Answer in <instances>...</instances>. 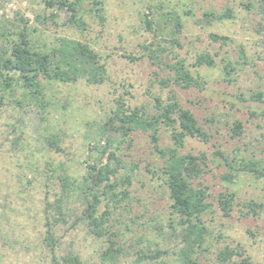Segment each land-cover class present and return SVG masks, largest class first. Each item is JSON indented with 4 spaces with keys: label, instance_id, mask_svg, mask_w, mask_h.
<instances>
[{
    "label": "rangeland",
    "instance_id": "rangeland-1",
    "mask_svg": "<svg viewBox=\"0 0 264 264\" xmlns=\"http://www.w3.org/2000/svg\"><path fill=\"white\" fill-rule=\"evenodd\" d=\"M102 2L103 21L85 13L87 28L79 30L67 24L70 13L65 8H49L44 0H0V52L28 26L37 47L47 51L63 37L86 42L106 68V80L95 85L83 79L62 83L41 77L48 102L45 109L34 102L24 107L7 104L0 109V264H56L55 259L63 264L62 258L69 252L77 254L84 264H179L188 255L201 264H218L215 253L224 246L242 252L235 260L247 257L250 264H264V180L248 174L232 178V182L225 180L228 168L215 154L220 150L230 158L244 156L261 159L264 164V104L248 100L252 93H264V0ZM226 9L231 10L232 18L218 21L204 16V12L220 14ZM171 10L182 24L174 35L164 15ZM50 13L55 17H48L44 25L35 20L36 15ZM146 19L153 21L152 30ZM209 34L226 36L229 42H214ZM150 44L157 51L158 63L148 55L142 57L143 47ZM200 53L212 56L215 66H192ZM178 60H183L193 75H199L202 90L159 84L158 80L173 74L167 65ZM227 61L232 66L230 82L222 70ZM171 92L210 135L208 142L186 137L178 149L182 154L206 156L202 174L194 182L206 190L205 202L211 204L200 216L208 229L206 250L193 253L180 242L177 217L171 214L164 177L158 173L163 158L152 149L150 132L135 131L117 148H110L124 163L135 162L137 168L127 186V199L109 209L107 228L120 253L112 262L103 261L108 237L97 239L88 233L80 220L83 205L79 200L72 199L66 205L63 219L52 210L46 212V202L59 198L60 192L59 182L45 173L46 162L62 166L60 173L80 179L86 172L85 162L94 163L105 146L102 135L109 133L110 127L104 124L117 100L126 111L139 107L155 114L154 98L166 103ZM14 99H19L18 93ZM249 107L256 115H250ZM234 122L243 124L240 137L231 136ZM13 124L24 132L16 143L14 139L22 132H11ZM102 127L106 128L103 134ZM50 134L58 137L60 152L44 146L42 138ZM158 137L160 148L171 146L164 127H160ZM123 172L120 169L117 178ZM220 193L235 195L229 217L219 208ZM250 200L259 205L256 212L242 205ZM104 208L102 204L99 211ZM47 222L53 226V249L46 241ZM156 251L167 253L156 260L137 262L141 253Z\"/></svg>",
    "mask_w": 264,
    "mask_h": 264
},
{
    "label": "trees",
    "instance_id": "trees-1",
    "mask_svg": "<svg viewBox=\"0 0 264 264\" xmlns=\"http://www.w3.org/2000/svg\"><path fill=\"white\" fill-rule=\"evenodd\" d=\"M49 8L58 7V9H66L70 16L67 24L76 26L79 30L87 28L83 15L89 13L94 17L103 21V2L102 0H44ZM86 3L85 7L82 6ZM165 17L170 23V31L172 34L180 32L182 27L180 17L175 11L165 12ZM204 16L222 21L223 19L232 18L231 10L226 9L220 14L204 12ZM51 20L55 17L50 13L48 16L36 15L35 20L44 25L47 18ZM26 23V22H25ZM147 27L152 30V20H145ZM25 26L21 32H18L19 38L10 41L0 52V109L7 104L24 107L31 102L37 104L41 109H45L48 105L44 86L40 78L47 81H57L62 83H73L79 79H83L87 84H100L106 80V68L101 63L100 55L91 48V46L82 41L69 38H59L58 43L49 50L37 47L32 42ZM214 42L227 44L229 38L217 34H209ZM151 44L144 46L145 49L142 57L148 55L149 59L158 63V54L155 49H151ZM148 52V53H147ZM130 58L129 56H124ZM136 60L138 58H130ZM205 65L206 67H214L215 61L207 53L197 54L192 66L198 67ZM173 72L172 75L165 79L158 80L162 87L170 86L172 83L183 89L196 88L202 90L203 82L199 75H193L183 60H178L172 65H167ZM222 70L225 74V80L230 82V74L232 66L230 62L223 64ZM19 95V99L11 100L15 95ZM248 100L264 104V93L255 92L249 95ZM11 101V102H10ZM155 114H149L145 109L135 107L126 111L123 102L117 100V105L112 111V115L104 124L109 125L110 131L104 137L105 146L99 149L98 157L95 162L86 163V172L80 178H72L65 173H60L62 166L54 167L53 162H46L45 173L50 178H55L59 182L60 192L59 198L53 202H46L47 210L61 216L66 215L67 204L72 199H77L83 205L81 209L80 220L85 225L88 233L93 237L100 239L107 236L109 246L102 251L101 257L103 261L112 262L120 253L119 248H114L115 242L111 239L112 232H109L107 223L109 221L110 207L121 203L127 199V186L131 183V174L137 168L136 163H124L114 151L110 148H117V144L125 141L130 132L142 131L150 132V142L152 149L163 158V165L158 169L167 187L168 197L171 200V214L176 215V226L180 228V242L193 250L205 251V243L208 234L207 227L203 224L200 216L209 207L210 203L205 202L207 197L206 190L202 187L194 186V182L199 179L202 174V166L206 165V156L203 153L197 155L192 153L182 154L178 152L179 148L184 145L186 137L198 138L202 142H208L210 135L205 132L199 125L191 112L184 109L179 104L174 93L168 96V101L164 103L160 98H154ZM262 116H264V109ZM248 112L251 116L256 115V111L249 107ZM160 127H164L169 131L171 146L167 149L158 146V131ZM11 132H16L17 125H11ZM104 127L100 128V133H104ZM243 124L234 122L231 128V136L233 138L240 137L243 133ZM22 132V131H21ZM22 132L20 136L14 139V143L19 139H23ZM44 146L46 148H54L56 152H60L58 148V137L50 134L43 136ZM130 144V143H128ZM94 149V148H93ZM215 154L221 158L225 166L228 168V175L225 180L232 182V178H236L241 174H248L257 180H264V164L261 159H249L244 156L227 157L217 150ZM106 155V156H105ZM124 172L118 176L119 170ZM112 178L115 180L112 181ZM198 185H201L198 182ZM234 194L218 195V205L223 216L229 217L232 211ZM104 204V210L101 212L100 207ZM252 212H256L259 206L255 201L250 200L244 204ZM61 217V219H63ZM55 215L52 216V220ZM65 219V218H64ZM46 241L51 249L56 246V241L52 234L53 226L49 222L46 223ZM167 251H156L153 254L141 253L137 258V262L146 260H156ZM242 252L235 247L224 246L215 253V260L218 264H250L247 257L235 260L240 257ZM55 257V254H54ZM55 263L56 259L54 260ZM63 264H84L80 257L69 252L62 258ZM154 264H159L155 262ZM179 264H201L194 256L188 255L182 259Z\"/></svg>",
    "mask_w": 264,
    "mask_h": 264
}]
</instances>
